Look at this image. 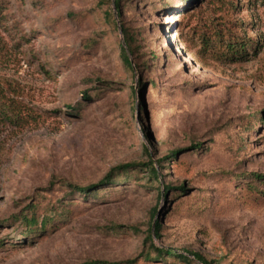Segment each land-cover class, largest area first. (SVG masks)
<instances>
[{
    "label": "rangeland",
    "instance_id": "obj_1",
    "mask_svg": "<svg viewBox=\"0 0 264 264\" xmlns=\"http://www.w3.org/2000/svg\"><path fill=\"white\" fill-rule=\"evenodd\" d=\"M121 5L119 16L115 0H0V86L37 114L0 122V264L122 261L151 243L264 264V182L254 177L264 175V0ZM123 28L135 35V75L121 58ZM216 33L248 42L243 57L226 55ZM149 155L159 182L136 166L103 184ZM100 184L91 199L68 187ZM62 198L78 203L52 232L33 238L14 221L32 200Z\"/></svg>",
    "mask_w": 264,
    "mask_h": 264
},
{
    "label": "trees",
    "instance_id": "obj_2",
    "mask_svg": "<svg viewBox=\"0 0 264 264\" xmlns=\"http://www.w3.org/2000/svg\"><path fill=\"white\" fill-rule=\"evenodd\" d=\"M122 1L123 0H115V8L117 14L120 16L122 13ZM106 19L114 24L112 19L111 13H106ZM123 34L125 37V41L127 44V48L122 47L121 50V58L125 65L133 72H136V70L139 69L141 65L135 64L133 65V62L130 58L131 55L136 54V48H135V35L130 32L129 28H123ZM223 34L222 33H216L215 41L217 40L218 44H224V47L226 48V55H230L233 58H236L237 55H240V57H243V54L246 52V43H242L240 41L234 40V41H224L222 39ZM206 44H210L211 47H213L214 44H216L214 41H205ZM145 79L140 77L138 80V84L140 86V91L143 93L145 86H144ZM154 80H151L150 84L152 85ZM15 92V90H13ZM133 95L136 94V91L134 90ZM143 95V94H142ZM139 97V95H138ZM136 105V104H135ZM137 107V106H136ZM139 108V106H138ZM144 109V106H141V110ZM37 114L33 111H31L23 102L18 101L14 97H10L7 92L0 86V122H19V123H32L36 121ZM197 147V150L201 148V144L195 145V148ZM179 151H171L167 158H175ZM154 160L152 159L151 155H149V161L142 162V163H124L119 165L115 168L113 174H109L103 184L107 183L111 185L113 182L119 181L121 179H126L130 177V174L134 171V168L137 166V168L143 167L148 170L150 174V178L152 181L159 182V179L161 178L160 172L157 168L154 167ZM159 162V161H158ZM160 163V162H159ZM113 175H116L115 178H113ZM240 176H237L235 179H238ZM254 177L257 181L264 182V175L261 174H255ZM133 181V180H132ZM152 183V182H151ZM99 186H89L85 188L76 187L73 185H68V187L71 189V192L73 194L83 195L85 199H91L95 198L99 195V193L96 191L97 188H101ZM255 189V188H254ZM158 195L161 197V188L160 186H157ZM165 193L167 194L169 190H171V186L167 185L165 186ZM175 191H181L183 192L185 190V186L181 185L180 187L174 188ZM261 195L264 196V190L259 191ZM167 203L170 204L171 200L169 198V194L166 195L164 199ZM72 200H68L65 198H62L60 201L42 207L40 201L32 200L30 203L27 204V206L23 209L21 214H18L14 221H19L21 224L25 226V232L23 234H29L32 235V237H39L43 234H47L49 232L54 231L57 228V225H59L62 222H65L69 215L72 213L71 206L77 205L78 202H70ZM158 207L155 208V212L157 213ZM59 223V224H58ZM118 227V226H117ZM116 226L111 227V229L117 228ZM157 229L159 230L160 225L159 222L156 224ZM158 232V231H157ZM151 241L152 242V234L151 231L147 235L144 244L147 245V243ZM191 257H194L192 259ZM163 261L165 263H173V264H215L212 260H210L207 256L204 254L189 250V249H183V253H177L174 249L170 248H160L151 243V246L147 247V249H144L140 254H138L135 257L122 260V261H109V260H103V259H89L86 260L80 264H145L155 261Z\"/></svg>",
    "mask_w": 264,
    "mask_h": 264
}]
</instances>
